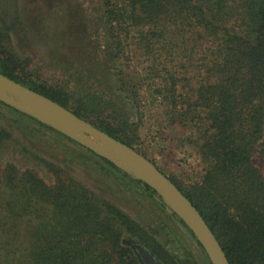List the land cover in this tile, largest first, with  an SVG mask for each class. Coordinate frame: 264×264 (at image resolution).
I'll use <instances>...</instances> for the list:
<instances>
[{
    "label": "trees",
    "instance_id": "trees-1",
    "mask_svg": "<svg viewBox=\"0 0 264 264\" xmlns=\"http://www.w3.org/2000/svg\"><path fill=\"white\" fill-rule=\"evenodd\" d=\"M98 16L102 57L131 68L118 67L117 91L135 110L158 102L160 122L180 126L179 140L203 164L196 181L168 177L231 264H264V175L252 158L264 155V0H100ZM10 41L0 29L1 73L134 147L140 124L125 102L49 82ZM44 162L52 182L34 169L0 164V264H177L117 204ZM131 178L168 206L146 181Z\"/></svg>",
    "mask_w": 264,
    "mask_h": 264
},
{
    "label": "rangeland",
    "instance_id": "rangeland-1",
    "mask_svg": "<svg viewBox=\"0 0 264 264\" xmlns=\"http://www.w3.org/2000/svg\"><path fill=\"white\" fill-rule=\"evenodd\" d=\"M99 8L100 0H0V29L8 31L11 48L27 59L28 68L49 82L70 91L97 90L125 102L131 119L140 124L134 147L166 175L186 183L200 179L203 164L196 150L179 140L180 126L160 122L162 106L141 102L135 110L117 91L118 67L131 68L122 61L112 66L102 57V42L97 37ZM141 93L146 100V93ZM2 131V166L12 162L20 170L31 168L52 182L53 173L44 161L54 162L64 174L77 178L148 228L177 264H212L171 209L157 196H150L124 169H116L97 152L0 100V135ZM252 158L264 175V155L255 151Z\"/></svg>",
    "mask_w": 264,
    "mask_h": 264
},
{
    "label": "water",
    "instance_id": "water-1",
    "mask_svg": "<svg viewBox=\"0 0 264 264\" xmlns=\"http://www.w3.org/2000/svg\"><path fill=\"white\" fill-rule=\"evenodd\" d=\"M0 100L97 152L133 177L146 181L162 197L171 211H174L191 229L212 264H231L220 241L198 208L168 175L135 147L117 139L70 109L35 93L1 72ZM103 144L109 146L111 152H108Z\"/></svg>",
    "mask_w": 264,
    "mask_h": 264
},
{
    "label": "bare ground",
    "instance_id": "bare-ground-1",
    "mask_svg": "<svg viewBox=\"0 0 264 264\" xmlns=\"http://www.w3.org/2000/svg\"><path fill=\"white\" fill-rule=\"evenodd\" d=\"M39 102H42V103H44L41 99H39V98H36Z\"/></svg>",
    "mask_w": 264,
    "mask_h": 264
}]
</instances>
